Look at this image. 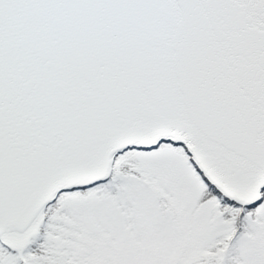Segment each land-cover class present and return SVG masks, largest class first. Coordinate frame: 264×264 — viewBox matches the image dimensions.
I'll return each instance as SVG.
<instances>
[{
	"label": "snow or ice",
	"instance_id": "1",
	"mask_svg": "<svg viewBox=\"0 0 264 264\" xmlns=\"http://www.w3.org/2000/svg\"><path fill=\"white\" fill-rule=\"evenodd\" d=\"M0 264H264V0H0Z\"/></svg>",
	"mask_w": 264,
	"mask_h": 264
}]
</instances>
